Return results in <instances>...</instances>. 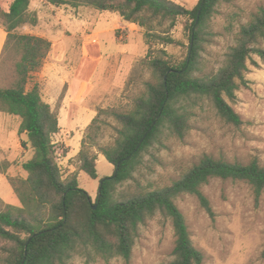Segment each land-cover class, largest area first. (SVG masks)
Wrapping results in <instances>:
<instances>
[{
    "label": "trees",
    "instance_id": "trees-1",
    "mask_svg": "<svg viewBox=\"0 0 264 264\" xmlns=\"http://www.w3.org/2000/svg\"><path fill=\"white\" fill-rule=\"evenodd\" d=\"M46 1L56 7L115 13L124 24H136L150 45L141 65L153 80L144 84L145 91L135 99L130 112L109 115L117 122V135L114 144L99 146V151L116 172L105 178L93 203L80 188L77 175L64 180L53 141L60 132L59 116L43 100L38 84L28 87L30 75L43 66L52 44L17 32L38 24L31 0H13L8 11L0 7V21L7 33L2 58L18 57L14 83L0 90V110L20 119L19 135H25L21 146L32 152L22 165L26 178L7 176L20 206L8 204L0 211V264H72L77 257L86 258L87 263L96 257L106 263L116 258L129 262L142 226L157 215L171 220L176 237L172 258L165 264H203L204 255L194 245L177 199L195 196L213 215L202 188L215 178L246 182L260 198L264 194V165L259 160L232 163L205 155L170 186L147 192L138 188L129 195L119 187L134 179V173L145 164V154L155 157L165 141L183 140L193 120L207 111L208 103L226 123L242 125L227 99L236 100L240 86L247 85L253 55L264 61V7L249 21L239 23L222 61L208 70L205 54L212 42V22L228 0H200L193 9L173 0ZM233 18L228 19L229 31ZM180 20L184 21L187 45L172 34ZM153 44L184 50L176 56L165 49L153 50ZM105 113L101 111L99 116ZM99 121L98 117L90 125L94 134L100 130ZM94 143V138L83 141L79 160L81 172L96 180L98 155L91 152V146L98 144Z\"/></svg>",
    "mask_w": 264,
    "mask_h": 264
},
{
    "label": "rangeland",
    "instance_id": "rangeland-1",
    "mask_svg": "<svg viewBox=\"0 0 264 264\" xmlns=\"http://www.w3.org/2000/svg\"><path fill=\"white\" fill-rule=\"evenodd\" d=\"M173 1L193 9L200 0ZM12 2L0 0V7L8 11ZM261 7L264 0H228L221 5L212 22V42L205 54L208 70L222 61L234 42L239 23L249 21ZM30 9L38 24L26 25L17 32L45 38L52 47L43 66L30 75L28 87L38 84L43 100L58 116L63 107L67 108L63 113L67 119H61L60 132L53 137L58 163L64 180L77 175L80 188L95 203L102 181L114 177L116 172L99 151V146L114 144L117 135V122L109 115L130 112L135 99L145 91L144 84L153 80L141 65L150 45L143 30L136 24H124L115 13L56 7L46 0H31ZM232 15L233 27L229 31L228 19ZM0 29L5 31L1 21ZM172 34L177 41L189 43L183 20L178 21ZM261 47L264 49V41ZM152 49H165L176 56L184 50L181 46L161 44H153ZM17 60L11 54L0 61V90L14 83ZM246 80L247 85L236 92V100L227 99L241 117L242 125L226 123L208 103L207 111L193 120L192 129L183 140L165 141V147L155 152V157L145 154V164L134 173V179L119 187L120 192L129 195L138 188L147 192L170 186L205 155L243 164L257 159L264 165V61L260 57L253 55L249 61ZM101 111L107 113L99 116ZM98 117L100 130L94 134L90 125ZM0 132L6 134L4 137L11 133V141L18 140L13 130ZM18 137L21 146L25 135L18 131ZM90 138L98 144L91 146V152L98 155L96 180L80 170L79 153L83 141L91 142ZM19 145L0 143V173L5 176L0 174V211L8 204L20 206L7 176L26 178L22 165L32 152ZM202 191L213 215L192 195L179 197L177 205L187 220L195 247L204 255L203 264H264V194L257 198L248 183L219 178L212 179ZM175 240L171 220L157 215L142 226L131 261L116 258L106 263L96 257L87 263L86 258L77 257L72 264H165L172 258Z\"/></svg>",
    "mask_w": 264,
    "mask_h": 264
},
{
    "label": "crops",
    "instance_id": "crops-1",
    "mask_svg": "<svg viewBox=\"0 0 264 264\" xmlns=\"http://www.w3.org/2000/svg\"><path fill=\"white\" fill-rule=\"evenodd\" d=\"M6 39H7V33L4 30L0 29V61L2 60V55H3V50H4L5 43H6ZM64 111L67 112V108L66 107H63L61 109L60 113H59V124L61 123V119L62 118L67 119L63 115ZM4 115H6V114L0 110V131L2 129L4 131L7 130L8 132L13 130V131L16 132V135L14 134L15 138H18V140L16 142L15 141H11L9 136H8L11 133H8V135L6 136L7 138H6V137H4L6 134H4L3 132H0V143L2 144V142H4L5 144H8V145L9 144L16 145L18 143V145H19V142H18L19 141L18 131H19L20 124H21L20 119L18 117H16V116L10 115V117H6ZM1 138L3 139V141H2ZM19 147H21V146L19 145ZM1 175L3 177H5L3 174H1Z\"/></svg>",
    "mask_w": 264,
    "mask_h": 264
},
{
    "label": "water",
    "instance_id": "water-1",
    "mask_svg": "<svg viewBox=\"0 0 264 264\" xmlns=\"http://www.w3.org/2000/svg\"><path fill=\"white\" fill-rule=\"evenodd\" d=\"M103 182H104V180L102 181V183H103ZM102 183H101V184H102ZM100 191H101V188H100ZM96 208H97V206H94V209H96Z\"/></svg>",
    "mask_w": 264,
    "mask_h": 264
}]
</instances>
